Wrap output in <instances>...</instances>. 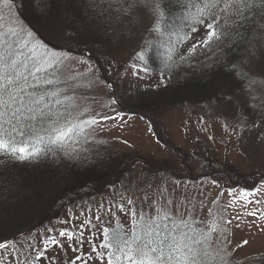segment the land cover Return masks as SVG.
I'll use <instances>...</instances> for the list:
<instances>
[{
	"label": "rangeland",
	"instance_id": "374dc122",
	"mask_svg": "<svg viewBox=\"0 0 264 264\" xmlns=\"http://www.w3.org/2000/svg\"><path fill=\"white\" fill-rule=\"evenodd\" d=\"M144 2L131 9L137 19L135 25L130 23V17L121 16L123 24L119 28H108L109 19H104V28L99 30L93 22L97 19L90 9L92 6L80 9L76 0L73 7L78 13L73 16L81 17V30L86 32L88 26H93L84 36L96 43L86 41V48L83 40H77L79 35L75 39L73 32L70 35L71 31L64 30L65 25L54 27L48 22L28 25L18 12L19 0H15L11 11L16 19L9 27L30 32L41 52L61 58L54 78L67 83H56L52 88L66 91L70 97L66 107L74 117L97 121L89 129L87 138L78 140L109 148L121 162L108 180L94 186L90 193L82 194L75 205L49 214L20 216L16 222L0 229V242L15 241L25 247L32 242L42 248L45 237L52 236L60 244L49 245L46 252L49 259L42 258L37 264H49L53 258V264H69V261L107 264L108 251L100 247L106 243L103 229L108 228L111 233L119 225L127 233L132 225L127 199L132 198L137 209L144 207L151 212L152 200H158L160 192L167 189L174 200L194 203L197 216L207 222L206 227L217 229L211 233L210 251H215L218 237L228 242L225 252L220 253L224 257L220 264L225 261L227 264H264V217L260 215L264 212V84L253 85L254 98L239 95L233 103L223 105V110L221 92L233 91L234 82L230 80L225 89L218 88L216 96L205 100L156 105L149 103L152 100L149 98L146 104L151 105L145 110L141 98H137L139 90L166 85L172 78L174 82L183 64L177 57L173 60L166 57V60L160 54L148 59L145 54L148 47L164 38L168 53L175 46L178 57L186 55L194 41L205 38L208 29L193 26L195 32L193 27L184 33L169 32L166 42L165 34L156 24L154 3ZM118 3L122 5V1ZM68 13H71L69 9ZM85 13L92 16L86 19ZM0 15L5 21L10 19L9 10L2 4ZM62 35L69 37L67 41L63 42ZM185 36L187 39H183ZM248 46L254 49V56L247 49L241 55L250 61L253 71L246 66L244 70L256 75L264 70V35L251 38ZM199 56L200 52L191 58ZM196 62L206 63L202 59ZM246 98L250 99V111L241 117L234 105ZM256 189H260L256 195H246ZM144 196L148 197L147 201L143 200ZM248 200L253 203H246ZM257 200L259 204L255 203ZM121 204L125 211L114 206ZM254 209L260 210L257 216L247 214ZM87 220L91 224H85ZM61 231L72 233L73 239L59 236ZM244 240L248 244L237 247ZM76 256L82 259L75 260ZM121 264L127 262L122 260Z\"/></svg>",
	"mask_w": 264,
	"mask_h": 264
},
{
	"label": "snow or ice",
	"instance_id": "6c2138e0",
	"mask_svg": "<svg viewBox=\"0 0 264 264\" xmlns=\"http://www.w3.org/2000/svg\"><path fill=\"white\" fill-rule=\"evenodd\" d=\"M133 3L139 7L144 0H133ZM0 4L9 10L10 17L5 21L0 15V156L11 157L14 161H30L52 154L50 146L64 147L69 143H78L80 137L86 139L89 129L97 121L74 117L64 104L70 98L66 91L51 87L56 83H67L54 78L61 58L54 54L49 56L47 51H38L30 32L23 29L15 31L9 27L16 19L11 11L15 0H0ZM192 19L195 23L204 24L208 31L206 37L194 41L186 55L179 56V60L184 61L215 45L234 82L233 91L221 92L222 110L223 105L233 103L239 95L254 98L253 85L264 84V70L249 75L244 66L253 71L250 61L242 58L232 62L228 59L229 53L221 50L220 45L227 39L230 42L224 47L232 49V53L239 55V46H244L254 56V49L248 48V45L254 33L264 32V0H204L202 6H197ZM192 31L196 29L193 27ZM171 51L175 52L176 47L173 46ZM169 60H172V55ZM249 105L250 99L246 98L234 106L238 107V115L243 117L244 112L250 111ZM259 191L256 189V192L246 195H256ZM143 200L147 201L148 197L144 196ZM126 203L132 217L127 233L119 225L111 233L108 228L103 229L106 243L100 247L109 250L107 264H121L122 260L127 264H220L224 260L220 253L225 252L228 242L218 237L215 251L209 250L213 248L211 233L217 229L206 227L207 222L197 216L194 203L184 199L174 200L167 189L160 192L158 200H152L149 205L151 212L145 211L144 207L137 209L132 198H128ZM114 206L125 211L123 204ZM258 212L259 209H254L247 214L257 216ZM260 215L264 217V212ZM84 223L91 224V220ZM194 224L205 227L194 228ZM59 236L73 239L72 233L63 231ZM42 243V248H38L32 242H28L26 247L15 241L0 242V264H37L42 258L49 259L46 256L49 245L60 244L52 236L45 237ZM247 244L248 241L244 240L237 247ZM81 259L80 256L75 257V260ZM53 260H49V264H53ZM69 264H75V261H69Z\"/></svg>",
	"mask_w": 264,
	"mask_h": 264
},
{
	"label": "trees",
	"instance_id": "16d2710c",
	"mask_svg": "<svg viewBox=\"0 0 264 264\" xmlns=\"http://www.w3.org/2000/svg\"><path fill=\"white\" fill-rule=\"evenodd\" d=\"M67 1L70 5H67ZM120 1L122 5L118 3ZM78 2L80 9L92 6L90 9H93L94 18L97 19L93 22L94 24L96 22L99 30L104 25V19H109L108 28H119V24H123L121 16L130 17V23L136 24L137 19L133 17L134 11L131 12V9L135 10L137 7L133 0H78ZM203 2L204 0H152L150 2L156 7V24L160 32L165 34L166 42L167 37L170 38L166 35L169 32L181 30L184 33L191 30L193 26L198 29L205 27L204 24L195 23L192 19L197 12V6H202ZM75 4L76 0H19L18 12L32 27L47 22L54 27L65 25L64 30L71 31L70 35L73 32L75 39L79 35L77 40H83L85 45L88 42L96 43L91 37L84 36L87 30L93 29V26H88L84 32L80 28L83 23L80 22L81 17L73 16L77 11L73 7ZM129 4H132V7H129ZM66 7L71 13H68ZM90 16L92 15L85 13L86 19ZM112 23L114 27L111 26ZM80 31L84 33L80 34ZM259 35L261 37L264 32L254 33L250 37V43L251 38L259 37ZM67 38L69 37L64 35L63 42L67 41ZM163 40L160 43L154 41L150 48L148 47L145 53L146 58L151 59L159 54L165 59L166 57L169 59L170 55L172 60L179 58L176 51L168 53L167 43ZM229 42L225 39L220 49L229 53L228 59L232 62L241 60L243 57L241 52L245 54L246 48L239 46V55H237L232 53V49L224 47V44ZM75 47L77 46L74 45ZM85 47L87 48L88 45ZM38 51L42 50L38 48ZM193 58L181 61L182 68L178 79L174 82L172 78L171 83H165L166 85L161 84L139 90L137 98H141V106H145L146 110L151 105L146 104L150 101L149 98L152 99L149 103L163 105H173V103L189 99L205 100V98L216 96L218 88L225 89L227 81H233L215 45L200 50V56ZM200 59L206 63L199 65L196 61ZM66 102L68 104L69 99L65 100V107ZM151 107L153 109V105ZM50 147L53 149L52 154L30 161L20 162L14 161L11 157L0 156V229L16 222L20 216L36 215L40 212L49 214L75 205L77 201H80L82 194L90 193L94 186L108 180L121 162L109 148H101L99 144H91L90 141L78 140L75 145L69 143L64 147L60 145ZM111 251L116 250L111 249ZM213 263L215 262H211Z\"/></svg>",
	"mask_w": 264,
	"mask_h": 264
}]
</instances>
